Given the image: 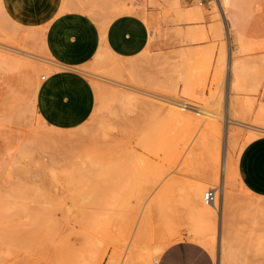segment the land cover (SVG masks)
I'll list each match as a JSON object with an SVG mask.
<instances>
[{
    "label": "rangeland",
    "instance_id": "obj_1",
    "mask_svg": "<svg viewBox=\"0 0 264 264\" xmlns=\"http://www.w3.org/2000/svg\"><path fill=\"white\" fill-rule=\"evenodd\" d=\"M19 1L0 0V36L39 45L59 9L74 24L85 22L75 12L81 0ZM247 1L245 26L257 47L234 57L245 70L241 90L232 97L231 54L239 48L227 35L217 3L85 0V14L103 25L123 9L141 14L151 40L135 58L106 52L82 71L137 79L216 110L215 130H207L209 118L189 121L167 104L86 71L79 75L93 85V109L77 125H56L34 102L41 77L48 75L38 61L14 55L0 63V264H141V252L144 259L189 238L182 201L188 185L216 188L220 199L224 180L228 202L221 200L223 218L212 254L217 264L222 249L233 256L226 264H264V198L243 186L237 170L242 149L264 136V128L230 124L227 132L230 96L250 124L262 125L264 0ZM68 3L75 10L67 11Z\"/></svg>",
    "mask_w": 264,
    "mask_h": 264
},
{
    "label": "crops",
    "instance_id": "obj_2",
    "mask_svg": "<svg viewBox=\"0 0 264 264\" xmlns=\"http://www.w3.org/2000/svg\"><path fill=\"white\" fill-rule=\"evenodd\" d=\"M76 2L79 0H71ZM75 10L85 17L82 25L71 22L62 13H54L42 43H26L10 35L0 36V44L23 51L44 52L57 70L38 84L34 102L47 120L56 125H77L95 105L93 85L80 73L87 64L101 61L106 52L113 58L132 59L149 46L151 31L139 13H124L107 24L85 14V0ZM256 17V16H255ZM68 30H66V27ZM264 34V24H263ZM4 51V50H3ZM100 56V57H99ZM103 56V57H102ZM3 63V62H0ZM74 73H68V72ZM64 97L66 99H64ZM243 186L253 195L264 198V136L253 140L241 151L237 163ZM156 264H217L212 252L193 239L176 241L160 252Z\"/></svg>",
    "mask_w": 264,
    "mask_h": 264
},
{
    "label": "bare ground",
    "instance_id": "obj_3",
    "mask_svg": "<svg viewBox=\"0 0 264 264\" xmlns=\"http://www.w3.org/2000/svg\"><path fill=\"white\" fill-rule=\"evenodd\" d=\"M19 2L21 3V5L23 3H26V4L28 3V2H25V1H22V0L19 1ZM216 3L218 4V8L220 10V14L223 16L224 21L226 23V32H227L228 37L230 38V40L232 39L234 42H236L237 47L239 48L237 54H235L233 52L231 54L232 61H233V58L235 56H238V55H240L242 53H248V52L252 51L253 46L256 45V43H255L252 46V43L250 42V34L251 33L247 30V28L245 26V22L246 21H245V16H244V10L250 4H249V2L247 0H217ZM68 4L70 5V3H68ZM123 6L126 7V5H123ZM72 7L73 6H71V8H66V9H68L67 11H69V9L71 10ZM75 8L73 7L74 10H75ZM128 8L130 10V7H128ZM60 12H63V11H60V9H59V11L56 12V13H60ZM121 12H125L126 13V12H128V9L120 10V12L118 11L117 13H121ZM113 13L116 15L115 11ZM110 21H108V22H110ZM253 41L254 40H252V42ZM256 47H257V45H256ZM1 51L5 52L6 54L1 53ZM40 53H42V54H38L35 51H23V50L18 49L17 47H14V46H8V45L0 44V62L6 63V60H8L9 57H11V56L14 57V55H22V56H25L27 58H32L33 60H37L38 64L40 65L39 67H41L40 69H43V71H45L48 74H50L54 70H57V67L55 66V62L51 59V57L47 56V54H45L44 52H40ZM249 54H251V53H249ZM235 58H234V61L231 63V73H232V76L234 75V77H233V79L231 80V83H230V93L232 94V97H233V93L238 92L239 90H241V81H242V78L244 77L243 76V71L245 70V69L244 70L242 69V64H241L242 62H241L240 58L238 59V57H237L236 60H235ZM17 61H19V60H17ZM245 63H247V62H245ZM84 71H86V70H83V72ZM86 72L90 73L91 76H94L96 78L108 79V80H110L112 82L118 83V85L120 87H122L123 89H125L127 91H130L131 93L132 92H139L140 94L143 93V94H145V96L146 95L148 97L150 96L149 98H154V100L156 99V100H158L161 103L167 104L168 106L171 107L173 112H175L178 116H180L182 118H185V119H187L189 121L195 119V120H199V122L200 121L203 122V119H202L203 117H201V116H204L207 119L209 118V121H208V125L209 126L207 127V130H211V129L215 130V129H217L218 125H217L216 121H218L220 119V114L216 110H211V109H208V108H205V107H201V106H195V105H192L189 102L181 101V100H179V99H177L175 97H171L169 94L167 95V94L163 93L164 91L161 92L160 88H159L160 90H158L157 89L158 88L157 85L154 86V84L152 85L153 88L152 87L143 86V84L140 85V84L136 83V80H137L136 77H135L136 80H133V79L129 80L130 78H128V80H127L126 78H122L121 77L122 81H118V80L106 78L104 76H101V75H98V74H95V73H91L89 71H86ZM131 78H133V77H131ZM41 79H42V77H41ZM117 93L121 94L123 92L122 91H118ZM117 93L115 92V93H113V95L117 94ZM127 93H125V94L127 95ZM133 94H135V93H133ZM128 95H130V94H128ZM130 96H132L131 98H133V95H130ZM135 96H136V94H135ZM232 97L230 96L229 110H228V113H227V119H228L227 120V129H228L227 132H228V135H229V133H231L230 132V128H229V126H231L230 124H235V125H237V126H239L241 128H246V129H257V127H261V126H262L261 128H264V107L261 109L259 117H258L259 121H261L262 125H260V124H258V125L250 124L248 122L249 119H248V117L246 115H244L242 113H238V111H237L238 110L237 109V104H238L237 100H235V98H232ZM116 98L117 97H115V101L116 102L117 101H121L122 102V100H117ZM112 99L114 100V98H112ZM190 107H196L198 110H194V109H192ZM261 130H263V129H261ZM33 147H31V148H33ZM28 151L24 150L23 154L29 155L30 154V150H28ZM20 152H19V154H20ZM44 154H45V152H44ZM9 169H11V172H12V168H9ZM8 172H10V171H8ZM222 183L223 184H222V187H221V191L222 192H221V195H220V199L218 198L219 195H218V192H217V197H216V199H215V201L213 203H208L207 204L205 202L204 197H205V194H206V191H207L206 189L208 187L207 188L203 187L201 184L188 185L189 189L187 191H185V193H183L184 200H182L183 203H184L183 205H185V207L187 209V213H186L187 222H188L187 232H188L189 239H193V240L203 244L213 254L216 253V241H217L216 238H217L218 229H219V219L221 221L222 218H223V211L224 210H223V205L221 203V200L223 201L225 199L226 195H227L226 192H225V188H226L225 180ZM224 201L228 202L227 199L224 200ZM2 204L3 203L0 204V207H1ZM3 208H4V206H3ZM229 210H231V209H229ZM186 223H184V224H186ZM224 237H226V236H224ZM162 250L163 249L154 250V252L152 251V253H150L148 256H145L144 259L142 258L143 254L141 252L140 253L141 255L139 256L141 261L139 259L138 260L140 261L141 264H142V259H143V264H155L157 262V260H158L159 254H160V252ZM132 251L134 252V250H132ZM149 251H150V249H149ZM218 254H219V262H218L219 264H226L227 261L230 258L232 260V257H233V256L231 257V255L229 254V251L226 250V249H224V250L222 249V253H220V251H218ZM134 259H135V257H134ZM230 262H232V261H230Z\"/></svg>",
    "mask_w": 264,
    "mask_h": 264
},
{
    "label": "built area",
    "instance_id": "obj_4",
    "mask_svg": "<svg viewBox=\"0 0 264 264\" xmlns=\"http://www.w3.org/2000/svg\"><path fill=\"white\" fill-rule=\"evenodd\" d=\"M210 3H216L217 0H209ZM199 4L200 5H203L204 4V0H199ZM45 79V76L43 75L42 76V80ZM217 189L216 188H209L207 191H206V194H205V202L208 204V203H213L217 197Z\"/></svg>",
    "mask_w": 264,
    "mask_h": 264
}]
</instances>
